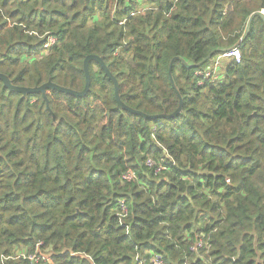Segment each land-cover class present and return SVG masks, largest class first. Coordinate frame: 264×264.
<instances>
[{
    "label": "trees",
    "instance_id": "obj_1",
    "mask_svg": "<svg viewBox=\"0 0 264 264\" xmlns=\"http://www.w3.org/2000/svg\"><path fill=\"white\" fill-rule=\"evenodd\" d=\"M262 1L0 0V73L14 85L81 91L94 54L126 105L171 115L183 100L172 117L121 109L95 60L88 94L48 90L51 111L0 80V264H135L152 252L264 264L261 16L238 43ZM235 46L241 60L222 59V77L199 75Z\"/></svg>",
    "mask_w": 264,
    "mask_h": 264
},
{
    "label": "water",
    "instance_id": "obj_2",
    "mask_svg": "<svg viewBox=\"0 0 264 264\" xmlns=\"http://www.w3.org/2000/svg\"><path fill=\"white\" fill-rule=\"evenodd\" d=\"M261 10L259 11H255L253 12L248 21H247V25H246V29H245V32L242 36V38L239 40L238 43H241L242 40L247 36V34L249 33L250 31V28H251V23H252V20L254 19V17L256 16H261L263 19H264V0L262 1L261 3ZM177 59H181V57H176ZM175 58V59H176ZM209 58V57H208ZM207 58V59H208ZM173 59L171 61V64H170V73H171V67H172V64H173V61L175 60ZM92 60H95L97 61L100 66L102 67V69L105 71V73L108 75V77L113 81L114 83V87H115V99L117 101V105L119 108L121 109H126L132 113H135V114H138V115H141L143 116L144 118L148 119V118H159V117H172V116H175L177 115L178 113L181 112L182 110V104H183V100H182V97L181 95L179 94V99H180V104H179V107L177 108V110L171 114V115H165V114H159V115H149V114H146L142 111H139L137 109H134L128 105H126L123 100L121 99L120 97V93H119V83H118V80L117 78L113 75V73L110 71V69L108 68L107 64L105 63L103 57L101 56H98V55H94V54H89L85 57L84 59V64H83V68H84V72H85V86H84V89L81 90V91H78V90H75V89H72V88H69V87H65V86H62V85H59L55 82H53L52 80H49L47 81L46 83H43L42 85H39V86H35V87H24V86H17V85H14L11 81V79L4 73H0V80L3 81L4 85L10 90V91H16V92H19V93H22L24 96H26L27 94H33V93H41L45 102H46V107L49 111H51V108H50V104H49V99L47 97V91L48 90H57V91H60V92H64L66 94H71V95H74V96H77V97H84L88 94L89 90H90V86H91V74H90V69H89V63L92 61ZM184 64L186 66H192L190 65L189 63H187L186 61H183ZM173 83V81H172ZM174 85V84H173Z\"/></svg>",
    "mask_w": 264,
    "mask_h": 264
},
{
    "label": "built area",
    "instance_id": "obj_3",
    "mask_svg": "<svg viewBox=\"0 0 264 264\" xmlns=\"http://www.w3.org/2000/svg\"><path fill=\"white\" fill-rule=\"evenodd\" d=\"M56 43V38L55 36H53L52 34H49L47 37V42L44 45L45 49H49V47H51L52 45H54ZM225 58H235L237 62H240L241 60V50L239 48V46H235L233 48L227 49L223 52V54L221 56H219L218 58H216V60L211 63L210 65H208V69L206 72H199V75H205V77L208 79L209 77L213 76V75H217V72L220 69V65L223 63L222 59ZM203 81L201 80L199 83H202ZM147 165H149L150 167H156V172H160L161 170H163L165 167L163 166V164H157L154 160H152L151 158L147 160ZM136 178V174L134 171L128 169L127 171H125V173L123 174V179L127 180V181H133ZM122 212L125 213L127 211V207L124 201H121L120 203ZM202 246V240H199V242L193 247L194 250H197L198 247ZM19 257H28L31 260L35 261L37 260L39 257L37 254H30L27 255V253L25 252H17L15 253L14 258H19ZM48 257L45 255L44 259H47ZM148 261L151 264H165L164 262V258L162 255L152 252L149 260H147L146 257L143 256H136L135 257V264H148Z\"/></svg>",
    "mask_w": 264,
    "mask_h": 264
},
{
    "label": "rangeland",
    "instance_id": "obj_4",
    "mask_svg": "<svg viewBox=\"0 0 264 264\" xmlns=\"http://www.w3.org/2000/svg\"><path fill=\"white\" fill-rule=\"evenodd\" d=\"M210 62H212V61H210ZM210 62H209V63H210ZM222 70H223V69H222V66H220V69H219L218 74H217L218 77H222V76H223V72H222Z\"/></svg>",
    "mask_w": 264,
    "mask_h": 264
}]
</instances>
